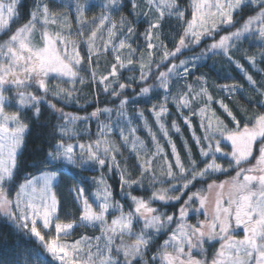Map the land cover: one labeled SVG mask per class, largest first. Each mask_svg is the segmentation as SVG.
Instances as JSON below:
<instances>
[{"label": "snow or ice", "instance_id": "1", "mask_svg": "<svg viewBox=\"0 0 264 264\" xmlns=\"http://www.w3.org/2000/svg\"><path fill=\"white\" fill-rule=\"evenodd\" d=\"M22 6L23 0H0V35H7L0 43V222L9 229L0 231V245L7 247L13 234L34 238L38 247L26 250L24 264L33 257L36 264H264V111L245 113L241 120L223 99L215 101L231 118L229 126L211 108L214 97L204 76L196 77L198 90L185 83L173 92V79L187 81L199 61L222 53L264 98V83L258 85L232 54L241 52L264 74L257 67L264 63V0H190L187 6L183 0H33L26 22L13 31ZM130 16L145 18L143 32ZM173 21L175 35L165 30ZM202 41L211 42L199 55L180 59ZM246 41L256 42L259 52L242 50ZM107 56L110 66L98 72ZM125 69L138 75L125 79ZM86 82L96 89L88 102L95 104L91 112L80 105L77 86ZM219 87L229 94L243 90L237 83ZM154 93L160 96L155 103ZM140 98L170 154L137 107ZM57 102L80 105L86 114L65 112ZM198 102L202 106L193 107ZM170 104L191 130L198 156L188 141L182 156L171 139L164 122ZM257 104L264 108V99ZM46 112L58 123L42 125ZM193 116L199 117L201 135L193 129ZM134 120L143 122L154 151L136 134ZM45 127L51 128L47 135ZM171 129L181 131L175 120ZM34 134L43 139L33 146L29 169L25 152ZM113 134L135 156L133 171L121 167ZM96 169L119 171L127 210L103 174L85 175ZM232 170L228 180L211 179ZM89 179L96 185L94 200L86 195ZM146 182L150 196L133 194ZM61 183L75 192L78 216L62 209ZM197 183H207L206 189L193 190ZM169 204H178L177 210H161ZM77 228L98 229L99 235L68 239ZM161 236L167 237L162 243ZM216 244L209 259L206 245ZM19 248L14 245L7 256L0 248V264H21Z\"/></svg>", "mask_w": 264, "mask_h": 264}, {"label": "trees", "instance_id": "2", "mask_svg": "<svg viewBox=\"0 0 264 264\" xmlns=\"http://www.w3.org/2000/svg\"><path fill=\"white\" fill-rule=\"evenodd\" d=\"M183 4L187 6L189 4V0H183ZM33 8V0H23V6L20 8V13H21V19L17 20L16 22L12 23V30L14 31L16 27L20 26L22 23L26 22L28 18V13L29 11ZM128 9L125 10V14H127ZM118 18V17H117ZM129 19H135L136 20V26L140 32H143L145 28L147 27V24L145 22V18L143 16H140L139 19H136L134 16H130ZM172 25V24H171ZM172 27V26H171ZM168 31V30H167ZM224 32V31H223ZM220 34V33H219ZM7 37V35H0V43L3 42V40ZM167 42V41H166ZM209 41H202L201 44L205 45ZM140 46H143V41L142 38L140 41H138ZM169 43V42H168ZM135 47V45H134ZM169 47H172V44L169 43ZM242 50L247 49L249 50V53H258L259 52V47L256 44V42L252 41H246L242 43L241 45ZM197 49H192L191 51L186 50L181 56L180 59H185L188 58L191 53H194V51ZM233 58L235 60H238L244 67L248 70L249 74H252L254 79L257 81V84L260 85L264 83V74L257 73L256 69L252 68L246 60H244L241 56V52H236L234 49L232 50ZM112 61L111 56L107 57H102L101 58V64L102 67L97 69L98 72H104L105 68L110 66V63ZM199 68L198 70H194V75L189 76L187 81L180 80L176 81L173 79V90L175 92L182 91L184 90V85L185 83L192 84L194 88L198 90L199 85L196 83V77L197 76H204L207 80L206 87L208 88L209 93L214 97V102L211 104V108L215 110V113L221 120H223L225 123L230 124L231 118L228 117L227 113L224 112V110L220 107L218 103L215 101H218L220 99H223L224 102L229 106L230 109H232L233 113L237 115L238 119H245V113L250 116L254 112L258 111H264V108H261L257 104L258 99H264L261 97H258L255 92L252 90V86L244 79V73L235 66L234 63H230L228 59L222 54H217V55H211L209 54V58L205 59L202 63H199ZM257 67L260 69L264 70V63H258ZM83 75L86 76L87 78V73H82ZM129 75H138L137 72H129L127 69L123 71V78H127ZM150 83L152 81H149ZM231 84V83H237L243 85V90L238 91L233 94H228L226 92L220 91V85L223 84ZM77 87L82 89V92L79 93L80 97V105L86 106L87 111L91 112L93 108L95 107L94 103H88L92 101L93 99V94L96 91L89 83H85V85H78ZM162 95V93H161ZM105 96L101 95L100 96V101H101V106H105ZM141 99V103L137 105L139 108H143L145 111V116L148 119L149 124L152 127V131L158 136L160 139L161 144L165 146L167 151L170 154V148L168 147L166 141L164 140L162 133H160L159 128L157 125L154 123V117L151 115V113L148 112V107L149 105L143 102V98ZM158 99H160V96L153 94V99L152 102L155 103ZM56 102V101H54ZM80 105L76 104H69V105H64L63 103L57 102L58 107H63L65 112L72 113V114H79V115H85L86 113L82 110ZM107 106H112L111 103L109 102ZM202 106V102H198L193 105V107H200ZM170 108V113L171 115L165 118V124L169 128V133L171 136V139L175 142L178 151L181 152L182 156L185 154L184 153V141H188L189 145L193 147V152L198 156V150L194 146V141H192L191 138V130L183 123L182 117L179 115L177 112V109L172 106L171 104L169 105ZM129 112L134 115L133 108L132 106H129ZM184 114L188 115V110H184ZM51 120L52 124L58 123V121L54 120L51 118V113L46 112L44 117L41 120V124L45 125L47 121ZM175 120L176 123L179 125L181 131L180 133H176L173 129H171V122ZM192 121V126L193 129L196 130L197 135L202 134V130L199 128V117L198 116H193L191 117ZM134 125L137 127V135L145 142V145L149 148L150 151H154V147L151 143V136L149 135L148 131L143 127V122L139 120H134ZM43 133L47 135L51 131L50 127H45L42 129ZM96 131V123H92V132L95 133ZM43 139V136H37L33 135L32 139L29 142L28 150L25 152V158L27 161V165L29 169L31 168V162L34 157V153L32 151L33 146L35 144H38L40 140ZM112 139L116 142L117 145L121 146V152L122 155H118L117 159L121 164V167H128L129 171H133L131 168V165L136 163L135 161V156L129 151L128 148L124 147L122 145V142L120 141L119 137L116 134H113ZM169 158L170 155H169ZM143 159V157H142ZM98 174H103L106 177V180L108 184L111 186V190L113 192V198L115 200H119L121 203L125 205V209H128V204L130 203L129 201H126L124 198L123 193L120 191V177H119V171L116 169H113L112 172H107L106 170L101 173L100 170L96 169L91 172L86 173L85 175L91 177V176H98ZM235 174V171L232 170L228 173H218L215 176H213L211 179H214L217 183L222 181L225 177L231 176ZM138 174L133 172V178H136ZM208 183L211 182V180L207 181ZM88 187L92 189L95 185L92 184L91 179L88 180L87 183ZM70 186V183H61L59 186V190L57 193L60 196V201H61V207L65 211L67 209L66 202L64 201L65 199L62 197V194H67L68 190L67 188ZM168 185H162V187H167ZM63 187L66 188L65 191H63ZM157 187H161V185H157ZM207 187V183H197L196 187L193 190L201 189ZM147 189V190H145ZM145 189H136V191L133 194L136 195H142L145 198L151 195V189L148 188L147 182L145 184ZM63 202V203H62ZM182 202V201H181ZM153 207H160L159 202H154ZM178 208V204L173 206L171 204L164 206L162 208V211H167L168 213L175 212ZM63 215V214H62ZM199 219L203 220L204 216L201 214L199 216ZM191 223L196 222V217L192 216L190 219ZM0 231H3L5 233H8L9 229L8 227L3 223L0 222ZM98 232V229H92V228H77L73 234V236L69 237L70 240H75L81 237L82 235H87V236H94ZM165 236H161L158 238L161 242V240ZM19 244L20 248L17 249L21 253V264H24V259L23 257L27 254L26 250H31L36 247H38V242H35L34 238H26L22 237L17 234H13L8 236V245L7 247L0 245V248L3 249L4 254L7 256L11 253V249L14 245ZM214 247V246H213ZM211 249L212 247H209ZM31 264H36V260L32 258Z\"/></svg>", "mask_w": 264, "mask_h": 264}, {"label": "rangeland", "instance_id": "3", "mask_svg": "<svg viewBox=\"0 0 264 264\" xmlns=\"http://www.w3.org/2000/svg\"><path fill=\"white\" fill-rule=\"evenodd\" d=\"M189 3H190V0H189ZM172 26V27H171ZM171 26H168V25H166V28H165V30L167 31H169V32H172V34L173 35H175V32H173V29H175V22L173 21L172 22V25ZM225 34V32H223V31H221L220 32V34L216 37V39L218 40L219 39V36L220 35H224ZM7 38V37H6ZM5 38V39H6ZM211 41H209L208 43H210ZM2 43V42H1ZM170 43V42H169ZM171 44V43H170ZM207 44V43H206ZM206 44L205 45H203V44H201L200 46H198V47H195L194 49H197V51L196 50H194V51H196V52H194V53H191V55L189 56V57H194V56H197V55H199V53L203 50V48L206 46ZM188 57V58H189ZM205 59H203V60H201V61H199V63H202L203 61H204ZM137 68H138V65H137ZM173 92H175V90H173ZM227 93V92H226ZM229 94V93H228ZM101 174H98V176H97V178H99V176H100ZM235 174H233V175H231V176H234ZM231 176H228V177H225L222 181H225V180H228V179H230V177ZM105 177V176H104ZM105 179H106V177H105ZM222 181H220V182H222ZM220 182H218V183H220ZM95 187H96V185L92 188V189H90L89 187H88V185H86V195H88L89 196V198L90 199H93L94 200V198H93V191H94V189H95ZM59 190V188L57 189V191ZM66 190V188H64L63 187V191H65ZM67 190H68V192H67V194H62V197L65 199L64 201L66 202V205H67V209L65 210V211H68V212H71L73 215H77L78 216V209H77V206H76V204H75V202H74V197H75V192H73V191H71L70 190V186L67 188ZM57 195H58V198L60 199V196H59V194L57 193ZM214 195V194H213ZM61 202V201H60ZM63 203V202H62ZM94 205H95V202H94ZM153 206V205H152ZM64 218V216L62 215V219ZM70 218V217H69ZM109 218H111V217H109ZM194 223V222H193ZM196 223V222H195ZM138 227L139 226H137V230H138ZM96 235H99V231L97 232V234ZM95 236V235H94ZM80 238V237H79ZM78 238V239H79ZM167 237L165 236L163 239H166ZM68 239H70V238H68ZM163 239L161 240V243H162V241H163ZM218 247V244H216V245H214V247H212L211 249H209L208 248V246L206 245V248H207V257L209 258V259H211V257H212V255L214 254V251H215V249ZM34 259H35V257H33ZM199 258V257H198Z\"/></svg>", "mask_w": 264, "mask_h": 264}]
</instances>
